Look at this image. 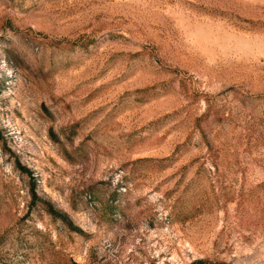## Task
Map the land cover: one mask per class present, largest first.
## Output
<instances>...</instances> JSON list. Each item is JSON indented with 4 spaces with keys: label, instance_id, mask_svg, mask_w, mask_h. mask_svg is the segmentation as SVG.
I'll use <instances>...</instances> for the list:
<instances>
[{
    "label": "rangeland",
    "instance_id": "1",
    "mask_svg": "<svg viewBox=\"0 0 264 264\" xmlns=\"http://www.w3.org/2000/svg\"><path fill=\"white\" fill-rule=\"evenodd\" d=\"M197 261L264 264V0H0V264Z\"/></svg>",
    "mask_w": 264,
    "mask_h": 264
},
{
    "label": "trees",
    "instance_id": "2",
    "mask_svg": "<svg viewBox=\"0 0 264 264\" xmlns=\"http://www.w3.org/2000/svg\"><path fill=\"white\" fill-rule=\"evenodd\" d=\"M20 170H22L23 172H27V169L24 168V167H22V166H20ZM34 199H35V201H36V200H39V198L37 197V195H36L35 193H34ZM46 206H47L49 212H50L52 215H54V216L60 218L61 220L65 221L66 223H69L67 215H65V214H63V213H60L59 211H56V210L54 209V207H53L50 203H46ZM194 264H208V263H206L205 261H197V262L194 263Z\"/></svg>",
    "mask_w": 264,
    "mask_h": 264
}]
</instances>
